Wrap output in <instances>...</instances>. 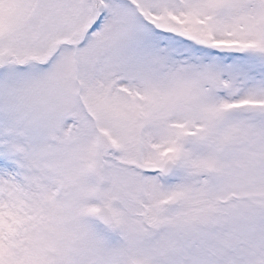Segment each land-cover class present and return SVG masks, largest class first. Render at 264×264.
Wrapping results in <instances>:
<instances>
[{"label":"snow or ice","instance_id":"snow-or-ice-1","mask_svg":"<svg viewBox=\"0 0 264 264\" xmlns=\"http://www.w3.org/2000/svg\"><path fill=\"white\" fill-rule=\"evenodd\" d=\"M0 264H264V0H0Z\"/></svg>","mask_w":264,"mask_h":264}]
</instances>
